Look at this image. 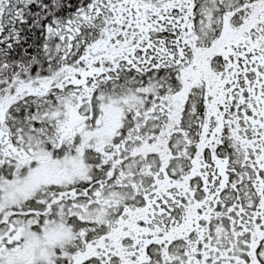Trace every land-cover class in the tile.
Listing matches in <instances>:
<instances>
[{"label": "snow or ice", "instance_id": "1", "mask_svg": "<svg viewBox=\"0 0 264 264\" xmlns=\"http://www.w3.org/2000/svg\"><path fill=\"white\" fill-rule=\"evenodd\" d=\"M0 264H264V0H0Z\"/></svg>", "mask_w": 264, "mask_h": 264}]
</instances>
